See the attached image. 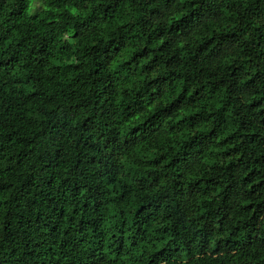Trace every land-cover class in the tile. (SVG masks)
<instances>
[{"label":"clouds","instance_id":"1","mask_svg":"<svg viewBox=\"0 0 264 264\" xmlns=\"http://www.w3.org/2000/svg\"><path fill=\"white\" fill-rule=\"evenodd\" d=\"M2 7L27 31L0 38V186L16 185L0 195V255L36 239L28 264H264V0ZM27 32L44 42L25 47ZM46 188L68 211L41 230L30 193Z\"/></svg>","mask_w":264,"mask_h":264},{"label":"trees","instance_id":"2","mask_svg":"<svg viewBox=\"0 0 264 264\" xmlns=\"http://www.w3.org/2000/svg\"><path fill=\"white\" fill-rule=\"evenodd\" d=\"M18 2H20V0H18ZM100 2L103 4L110 5L111 0H100ZM2 3H4V0H0V4H2ZM154 7H155V5L153 4L152 6L148 7L146 10L148 12H151V11H153ZM103 11H104L103 9H98L97 14H102ZM21 16H22V12L18 8H15V7H12V8L2 7V8H0V38H2L4 35L5 25L9 24V23L15 24L17 26V31H20L21 33H24L27 31L26 28H20L19 27V25L21 23V20H20ZM142 19H143V14L141 13V20ZM142 26L143 25L140 23L137 24L138 29L142 28ZM27 36L29 39L27 40L25 47H30L33 42H35L38 45L42 44L44 42L39 37H36L33 40L31 32H27ZM116 38L118 39L120 37H116ZM21 39L24 40L23 35H22ZM150 43H151L150 41H146V44H148L149 47H150ZM49 46H50V48L54 47V44H50ZM149 47H145L142 51H138V52L134 53L133 54V60L130 63H134L136 59H140V58H143L144 56L148 55ZM113 50H115V46L113 47ZM37 51H39V49H37ZM155 59H156V57H154V61H155ZM95 63H96V65H100L101 61L99 59H97L95 61ZM145 67L148 68L149 66L146 65ZM107 75L108 74L105 71H103L102 69H98V79L96 82V86L101 91L104 90L103 80L107 79ZM184 95H185V93L182 92L181 96L183 97ZM17 112L19 113V109L17 110ZM14 123L17 125L21 124V118H20L19 114H17ZM0 133H2V130H0ZM257 134L264 135V132H261V133H257L256 131L252 132L253 136H255ZM16 146H17V152H16L17 163H20V159H19L20 152L27 150L29 146L27 143H25L23 138H21L20 140L17 141ZM10 150L11 149H9L6 145H2V135H0V160H3L2 153L5 151H10ZM260 152H261L260 158L264 159V148H261ZM60 166L61 165L58 164L57 161L53 160L51 162V171L54 172ZM177 167H178V165H177ZM23 183H24V181H23V179H21V181L19 183V187L22 188ZM15 187H16V185H11L9 187L0 186V195H3L6 192H13L14 193ZM30 195L33 196V198H35L37 201V204H36L37 213H40L41 211H43V213H44L43 215H39V218H38V223H39L41 230H45V225L48 224V221L50 218L55 219L56 217L60 216L62 210L65 214H67V211H68L67 208L62 209L61 206L57 205L56 202L53 200L52 191L50 188L45 189V195H43V196H36L35 190L32 193H30ZM49 202H51V204H49ZM260 204H264V201H261ZM260 204H257L254 202L252 205L249 206V208L251 209L252 207H259ZM27 215H28V213L25 211V209L18 205L17 209H16V217L13 220V224L19 225L21 217L26 218ZM77 215H79V214H77ZM65 228H66V226H63L60 231H64ZM85 228L89 233L91 231H93L91 225H86ZM55 239H56L57 244L63 243V238L61 237L59 232H57L55 234ZM261 239H264V237H261ZM38 242H39L38 240L33 239L32 245L25 244L24 247L17 248L14 252H8L6 255H0V264H6V262L9 259H11L12 261H19V264H28V262L32 261L33 259H35L36 261H39V252L41 251V249H35V245ZM88 247L90 248V247H92V245H88ZM33 249H35V257L33 255ZM51 252L59 253L60 249L53 246L51 249ZM90 255H91V253H89L87 256H83V257L75 255L74 256L75 264H88V258ZM97 255H99V252L97 253ZM48 260H49V262H51L52 260L58 261L59 256L58 255L53 256V255L49 254Z\"/></svg>","mask_w":264,"mask_h":264}]
</instances>
